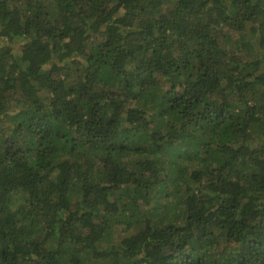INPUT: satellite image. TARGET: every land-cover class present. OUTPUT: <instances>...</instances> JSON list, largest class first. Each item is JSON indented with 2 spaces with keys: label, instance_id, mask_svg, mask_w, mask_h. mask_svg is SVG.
I'll use <instances>...</instances> for the list:
<instances>
[{
  "label": "trees",
  "instance_id": "trees-1",
  "mask_svg": "<svg viewBox=\"0 0 264 264\" xmlns=\"http://www.w3.org/2000/svg\"><path fill=\"white\" fill-rule=\"evenodd\" d=\"M0 264H264V0H0Z\"/></svg>",
  "mask_w": 264,
  "mask_h": 264
}]
</instances>
